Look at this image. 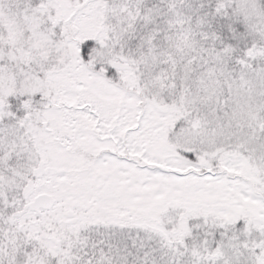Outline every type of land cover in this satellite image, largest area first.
<instances>
[{"label":"snow or ice","instance_id":"snow-or-ice-1","mask_svg":"<svg viewBox=\"0 0 264 264\" xmlns=\"http://www.w3.org/2000/svg\"><path fill=\"white\" fill-rule=\"evenodd\" d=\"M0 264H264V0H0Z\"/></svg>","mask_w":264,"mask_h":264}]
</instances>
